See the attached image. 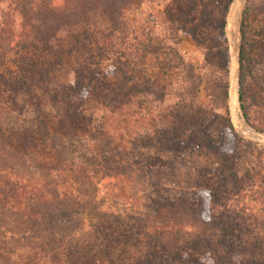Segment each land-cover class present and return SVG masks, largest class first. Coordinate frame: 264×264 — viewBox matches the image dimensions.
<instances>
[{
  "label": "trees",
  "instance_id": "trees-1",
  "mask_svg": "<svg viewBox=\"0 0 264 264\" xmlns=\"http://www.w3.org/2000/svg\"><path fill=\"white\" fill-rule=\"evenodd\" d=\"M246 1L239 21V100L252 125L243 91L249 69L248 10L251 2V12L258 4L264 13V0ZM137 2L140 0H64L56 6L53 0H37L23 9L27 30L13 36L22 39L15 45L24 51L22 64L15 74L0 73V96L4 94L5 102L16 106L18 116L28 117L19 128L0 127V264H203L208 253L216 255L220 263L221 255L232 252L224 240L213 236L216 228L229 225L207 216L209 211L214 215V207L206 209L201 200L194 203L183 195L160 196L147 210L126 213L104 208V199L99 197L100 183L120 179L125 161L140 155L141 141L153 142L150 146H162L176 156L213 146L204 136L210 118L206 115L201 120L197 111L191 116L197 117L193 121L182 119L184 127L176 114L169 113L163 116L168 126L156 128L153 137L145 134L128 141L110 129L108 114L96 124L87 114L93 95L107 113L116 114L137 93H151L147 82L129 89L120 80L95 79L92 67L96 49H100L90 27L94 15L108 18L112 33L120 32L123 10ZM231 3L227 0L223 5L220 33L224 42ZM261 28L260 40H251V54L253 49L264 54L263 24ZM60 31L66 33L64 45ZM1 35L0 65L7 49H13L12 37L6 40L9 37ZM222 55L228 63L229 47L223 43ZM70 59H74V78L64 83L56 74ZM122 70L117 77L131 81ZM224 89L228 97V87ZM156 95L162 100L165 92ZM224 121L231 137L239 141L230 117ZM195 134L200 135L199 142ZM39 153L50 158L36 156ZM100 172L101 179L95 181ZM251 247L264 254V244Z\"/></svg>",
  "mask_w": 264,
  "mask_h": 264
},
{
  "label": "rangeland",
  "instance_id": "rangeland-1",
  "mask_svg": "<svg viewBox=\"0 0 264 264\" xmlns=\"http://www.w3.org/2000/svg\"><path fill=\"white\" fill-rule=\"evenodd\" d=\"M35 1L0 0L2 37L13 39L27 30L22 11ZM226 1L140 0L123 10L119 19L124 28L115 33L111 32L108 18L94 15L90 27L100 45L92 66L94 78L120 80L129 89L133 84L141 87V83L147 82L151 93H137L116 114L107 113L102 102L93 95L86 112L95 118V124L108 114L106 123L125 141L145 134L153 137L156 128L166 127L163 116L169 113L176 114L175 119L183 127L184 121L188 123L197 118H191L195 111L201 120L208 115L210 125L204 136L209 137L213 146L207 144L205 148L200 146L194 152L185 151L176 156L162 146H150L153 142L141 141L140 155L125 161V172L119 180L106 179L100 183L99 197L104 199V208L111 206L116 212L126 213L147 210L160 196L183 195L194 203L201 200L206 209L214 207V215L209 211L207 216L212 215L215 221L229 225L226 229L216 228L214 239L224 240V245L233 249L220 256V263L217 256L210 253L202 263L264 264V254L254 252L251 247V244H264V54L257 49L251 54V40L261 38L257 34L262 29L261 24L264 25L261 22L264 13L258 4L253 5L251 12L250 2L246 46L249 69L243 89L250 125L239 100L238 61L239 21L247 1L236 3L232 0L226 17L227 41L224 42L220 26ZM53 3L61 6L64 0H53ZM65 34L59 32L62 45L66 44ZM21 40L20 37L11 40L13 49L8 48L4 55L1 75L19 71L25 54L15 45ZM222 43L229 47L228 63L222 55ZM69 62L71 64L67 63L56 74L64 83L74 78V59ZM119 69L132 80L117 77ZM224 86L228 87V97ZM162 90L165 96L159 100L156 94ZM3 98L4 94L0 96V127L26 125L28 117L18 116L16 106ZM227 116L240 136L239 141L226 129L224 119ZM194 138L198 142L201 139L199 134ZM36 156L50 158L45 153ZM101 175V172L96 174L95 181L101 179ZM132 251L139 253L135 248Z\"/></svg>",
  "mask_w": 264,
  "mask_h": 264
},
{
  "label": "bare ground",
  "instance_id": "bare-ground-1",
  "mask_svg": "<svg viewBox=\"0 0 264 264\" xmlns=\"http://www.w3.org/2000/svg\"><path fill=\"white\" fill-rule=\"evenodd\" d=\"M239 2H240V0H236V3H239ZM235 101H236V91L234 89V91H233V103H235Z\"/></svg>",
  "mask_w": 264,
  "mask_h": 264
}]
</instances>
